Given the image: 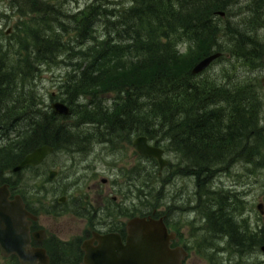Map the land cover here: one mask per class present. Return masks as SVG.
Masks as SVG:
<instances>
[{
  "label": "trees",
  "instance_id": "obj_1",
  "mask_svg": "<svg viewBox=\"0 0 264 264\" xmlns=\"http://www.w3.org/2000/svg\"><path fill=\"white\" fill-rule=\"evenodd\" d=\"M106 1L94 0L82 11L66 16L63 3L40 0L38 5L36 0H24L21 8L32 20L26 24L30 30L0 45V138L7 139L0 147L1 184L7 181L6 171L34 148L49 145L60 149L63 142L71 140L67 131L72 127L67 122L72 115L69 106L80 98L93 106L92 112L80 115L87 117L82 124L93 126L94 134L100 136L98 140L117 138L119 132H138V136L158 143L165 139L166 148L178 154V165L194 170L198 183L202 176L211 177L235 161L259 166L257 147L264 140L258 135L262 128L256 127L262 106L256 92L261 90L258 80L264 54L259 52L263 36L257 29L264 28L259 23L264 0H246L250 2L249 17L238 25L224 26H218L224 18L217 13L226 16L231 0H133L122 10L103 8ZM98 26L105 32L102 41L96 33ZM68 31L76 33L73 41L78 50L74 54L79 57L73 74L63 82H67L64 87H59L60 92L66 89V97L62 93L60 96L70 115L52 112L50 120L48 115L37 116L36 105L31 106L35 92L26 96L27 87L23 86L27 78L22 77V71L29 66L33 73L35 64H51L69 52L72 45L62 40ZM187 42L189 51L180 53L179 44ZM212 47L222 53L218 60H225L226 53L234 63L247 66L246 75H242L245 78L239 81L240 77H230L224 69L222 82L210 80L195 85L203 72L192 76L190 71L212 54ZM18 75L23 78L20 83ZM134 87L147 91L137 108L133 107L141 91ZM109 90L122 93L121 109L116 112H121L120 116L109 114L112 111L107 106L98 107L101 96ZM132 136L124 140L130 141ZM238 146L246 150L231 152ZM143 159L156 163L151 158Z\"/></svg>",
  "mask_w": 264,
  "mask_h": 264
},
{
  "label": "rangeland",
  "instance_id": "obj_2",
  "mask_svg": "<svg viewBox=\"0 0 264 264\" xmlns=\"http://www.w3.org/2000/svg\"><path fill=\"white\" fill-rule=\"evenodd\" d=\"M36 1L39 5L40 0ZM52 1L63 3L62 8L66 16H73L94 0ZM132 1L107 0L103 2L102 7L122 10L131 6ZM249 3L246 0H231L226 16H222V25L217 22L218 26L244 22L246 17H249ZM22 5L24 0H0V45L13 42L10 39L25 36V30H30L26 24H31L32 20L25 13L26 10L22 12ZM262 11L260 26H264V5ZM64 21L66 22V19ZM257 30L263 36L259 52L264 54V28ZM96 33L99 41H102L105 36L103 28L98 26ZM75 35L76 33L71 31L64 33L62 40L72 45L65 55L57 57L51 64H35L33 73L29 66L28 74V69L26 72L22 71V77L27 78V83L23 86L27 87L24 88L26 96L31 91L35 92L36 104L33 101L31 106L36 105L37 116L48 115L47 118L52 120L51 103L61 101V93L63 98L66 97V89L62 88L60 92L59 87H64L67 82H63L79 65V57L74 54L78 50L73 41ZM189 47V42L180 43L178 50L182 54L187 53ZM200 48L207 51L205 46ZM213 48L215 47L209 50L215 52ZM21 55H25L24 51H21ZM227 55L224 53L225 60L215 61L203 72L198 77L200 81L194 82L195 85L208 83L210 80L222 82L225 80L224 69L229 71L230 77L236 75L240 77L239 81L244 79L247 66L234 63ZM16 58L17 56L13 60ZM186 60L192 63L190 58ZM198 60L196 57L195 62ZM263 66L264 60L258 80L261 90L256 92L258 97H255L262 102L260 120L259 124L257 121L256 127L262 128L258 135L264 140V88L260 83L264 75ZM22 77L18 75L19 83ZM134 88L141 91L135 99V105L132 104L133 108H137L143 103V96L147 91L144 87ZM121 96V92L109 90L101 96L103 100L99 102L98 107L107 106L112 111L109 114H115L121 109ZM86 104L87 102L80 98L69 106L72 115L67 122L72 127L67 131L71 133L72 138L68 143L63 142L61 148L49 156L42 166L24 169L17 175L10 171L4 174V181L7 180V183L12 185L14 193L24 196L29 203L35 205L40 227L47 231L48 236L56 235L60 243L58 249H62V245L70 247L82 241L85 231L92 228L91 224L96 222L99 216L87 217L81 212H87L89 208L97 209L101 198L110 194L109 199L115 197L116 201L109 209L110 216L107 215L106 218L104 214L102 219L112 223L118 222L123 226L130 218L141 216L150 210H156L157 215L167 216L165 222L168 229L177 235L174 244L183 247L187 252L183 264H264V254L259 250L263 245L261 240L264 239V214H260L256 209L259 203L264 205V144L257 147L261 158L259 166H246L241 160L235 161L230 167L213 172L211 177L202 176L198 183L193 176L194 170L178 165L180 158L173 148H166L165 144L168 143L165 139H160L161 143L149 141L151 145L158 144L156 146L165 151L164 158L168 161V166L161 171L157 163L145 161L131 148L133 139L140 135L136 134L138 132H119L117 138L98 140L100 136L98 137L97 132L94 134L93 126L82 124L87 117L80 114L93 111V106ZM115 115L120 116L121 112ZM129 136H132L131 140L125 141L124 137ZM101 140L103 142H100ZM6 141V138H0V147ZM240 145L243 146L242 143ZM242 150L246 149L238 146L231 152L239 154ZM50 170L58 173L53 182L46 180ZM136 170L139 173H136ZM155 174L156 179L153 178ZM102 179L107 183L101 184ZM207 193L212 194L206 195ZM62 196L66 197L65 206L54 207L55 201ZM60 252L58 251L59 254ZM61 257L64 258L65 254H61ZM0 264L10 263L0 259Z\"/></svg>",
  "mask_w": 264,
  "mask_h": 264
},
{
  "label": "water",
  "instance_id": "obj_3",
  "mask_svg": "<svg viewBox=\"0 0 264 264\" xmlns=\"http://www.w3.org/2000/svg\"><path fill=\"white\" fill-rule=\"evenodd\" d=\"M218 16H224V12H218ZM9 31L6 32L8 34ZM222 53L214 52L196 63L190 74L196 76L207 70L215 61L221 58ZM264 68V66H263ZM264 88V75L260 80ZM50 108L55 115L69 116L68 105L61 101H54ZM131 148L140 157L156 160L159 170H163L168 161L164 158V149L150 145L146 136H137L133 139ZM54 149L49 145H43L33 149L22 161L13 169V173L22 171L27 167H36L43 160L53 153ZM56 176L55 171H50L48 180L51 181ZM11 193L8 184L0 185V253L8 257L14 255L20 264H35L40 260V264H48V257L43 249H33L26 254L29 246V225L31 220H35L25 208L22 198L15 195L9 199ZM256 209L260 214H264V206L259 203ZM126 244L123 246L118 234H108L105 236L95 235L98 242L96 248H90L85 242L83 249L86 252L84 264H182L186 253L179 248H170L174 239V234L169 233L161 219L154 220L147 217H134L125 226ZM95 250V251H94ZM260 251L264 254V245L260 246ZM111 253L108 257L107 254ZM30 261V263H27Z\"/></svg>",
  "mask_w": 264,
  "mask_h": 264
},
{
  "label": "flooded vegetation",
  "instance_id": "obj_4",
  "mask_svg": "<svg viewBox=\"0 0 264 264\" xmlns=\"http://www.w3.org/2000/svg\"><path fill=\"white\" fill-rule=\"evenodd\" d=\"M100 142H103V141L101 140ZM51 147L54 149L53 153L48 155L40 165H38L36 167H27V168L36 169V168L42 166L43 163L47 160V158L49 156L53 155L55 153V151H57V149L54 146H51ZM27 168H25V169H27ZM12 169L10 171L12 174L17 175V174L21 173V171L17 172V173H13ZM50 171H54V170H50ZM50 171H48V174L50 173ZM6 173H7V171H6ZM159 173H160V171H159ZM48 174L46 177L47 182H53L58 176V173L56 172V176L51 181H49L48 180ZM100 183L106 184L107 181L105 179H102V180H100ZM2 184H8L9 191L11 193V196L9 197L10 200H12L15 195H19L22 198L24 208L30 214H32L34 217H36L35 220H31L30 218H28V221H30V225H29L30 242H29L28 248H26V254H27V252H29L33 249H43L45 251L46 256L48 257V264H84L86 252L84 251L82 246L85 242H89L90 244L86 245V247L89 246L90 248H96L98 246V242L95 240V235L105 236V235L112 234V233L118 234L120 237V240H121L120 242L122 243V245L124 246L126 244L127 235H126V231H125V226H126V223L134 217L130 218L123 226H121L120 223H118V222L112 223L110 221L102 219V215H104V214H105L106 218H107V215L110 216L109 215L110 214L109 209L112 207L113 204H115V201H116L115 197H111V199H109L108 196L110 194L105 195L101 198V202L97 205V209L89 208V210L87 212H84V211L81 212V213H85L83 215H86L87 217L95 218L96 216H99V219L96 222L91 224L92 228L88 231H85V233L83 235L84 238H82V241L80 243H77V244L72 245L70 247L62 245V249H60V248L58 249V246L60 245V243H58V241L56 239V235L55 234H52V235L49 234V236H48L47 231L45 229H43L42 227H40L38 216L36 214V210L34 209L35 205L31 204V202L29 203L28 202L29 200L27 198H25L24 196H22L18 193H14V188L12 187V185L7 183V181L5 183H2ZM65 204H66V197L62 196L55 201L54 207L61 208V207H64ZM75 212H77V211H75ZM81 213H79L80 216H81ZM135 217H147V218H152L154 220L161 219L163 224L166 226L168 232L174 234V239L171 242L170 248H172V249L179 248V249H182L186 253L185 258L182 260V264L184 263V261L187 257V252L183 247H181L177 244H174V242L176 241L177 235L175 232L170 231L168 229L166 222H165L167 220V216L157 215L156 210H150L149 212L144 213L141 216H135ZM49 232H50V230H49ZM58 251H61L60 254L58 253ZM61 254H65V257L64 258L61 257ZM27 256H29V254H27ZM107 256L110 257L111 253H108ZM103 258L99 261L100 264L104 261ZM0 259L3 262L7 261L10 264H20L18 258L14 255H10L8 257H5V256L1 255V253H0ZM62 261L64 263H62ZM27 263H30V261H28ZM34 263L40 264V260H36Z\"/></svg>",
  "mask_w": 264,
  "mask_h": 264
}]
</instances>
